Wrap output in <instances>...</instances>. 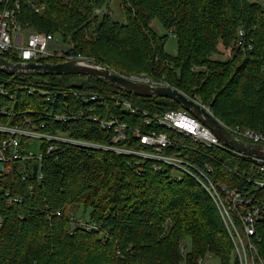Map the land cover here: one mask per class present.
I'll list each match as a JSON object with an SVG mask.
<instances>
[{
	"label": "trees",
	"instance_id": "obj_1",
	"mask_svg": "<svg viewBox=\"0 0 264 264\" xmlns=\"http://www.w3.org/2000/svg\"><path fill=\"white\" fill-rule=\"evenodd\" d=\"M35 1L40 12L27 0H18V8L14 0H3L0 12L6 5L13 8L26 32L58 37L66 54L124 76L165 77L171 87L209 106L227 127L264 129V4L259 0H121V23L113 20L109 0ZM154 21L163 33L153 28ZM240 27L251 49L237 47ZM169 36L176 41L175 55L165 51ZM1 56L21 62L15 51ZM0 84L7 92L0 95V124L149 155L156 150L142 144L135 131L166 133L173 145L163 155H180L202 169L208 165L215 182L256 191L246 181L258 177L249 158L225 147L207 149L153 120L144 123V112L157 116L181 109L170 99L124 93L88 75L0 72ZM78 93L97 99H77ZM58 115L66 121H56ZM111 118L126 126L125 139L114 142V127L101 128ZM42 149L41 162H21L0 179V264H198L207 255L232 263L219 213L189 175L103 148L58 143L48 153L43 143ZM11 196L21 202L9 204ZM79 209L98 230L70 222V213ZM256 230L264 253V217Z\"/></svg>",
	"mask_w": 264,
	"mask_h": 264
},
{
	"label": "built area",
	"instance_id": "obj_2",
	"mask_svg": "<svg viewBox=\"0 0 264 264\" xmlns=\"http://www.w3.org/2000/svg\"><path fill=\"white\" fill-rule=\"evenodd\" d=\"M3 0H0L2 2ZM8 0H5L7 3ZM14 6L18 8V0H14ZM30 7L36 12H40L41 8L35 0H27ZM264 4V0H259ZM54 37L52 35H39L36 33H28L16 21L15 10L5 6L0 12V56L9 51H15L21 62H35L40 63V60L46 58L63 59L64 61L88 59L80 55L66 54L60 49L59 51H50V47ZM236 45L242 50L251 49L252 44L247 42V35L245 30L240 27L236 33ZM72 46V44L69 43ZM223 56H227V52ZM264 76V66L261 69ZM162 78H152L147 76L134 77L131 80L144 83L151 86L167 87V82ZM78 93L76 98L95 101L97 97L92 94ZM0 95L6 96L7 92L4 86L0 84ZM194 102L202 106L211 115L213 113L209 107H205L200 100L194 98ZM125 107L131 114H139L138 109L133 108L130 104H125ZM1 114L5 115L4 110ZM144 123L149 124L152 120L163 127L167 131H172L186 139H191L194 143L201 144L207 149L216 147H225L218 138L189 114L183 108L165 112L161 115L150 116L144 112ZM214 116V115H213ZM64 115H58L55 120L58 122L66 121ZM97 119H94L96 121ZM222 124V123H221ZM226 130L234 137L246 143L264 146V129L252 130L240 126L227 127L222 124ZM117 132L114 142L125 139L126 126L120 125L118 120L111 118L109 121L101 123V128H112ZM136 138L141 139V143L147 146L154 147L155 154H141L128 151L120 148L101 147L95 143H90L82 140L69 138L65 135L58 134H43L35 129H26L19 125L6 126L0 124V179L4 175L11 174L14 166H18L21 162L35 161L41 162L43 149L42 144H47L46 151L52 152L56 144L71 145L76 147H86L90 149L103 148L112 150L117 153L126 155H135L139 157L154 159L166 165L172 166L180 172L192 177L212 199L223 225L228 234L230 243L232 245V254L234 264H264V253L259 249L261 238L257 235V223L264 217V159L248 157L253 164V171L258 177L250 176L247 178V183L253 185L256 191H250L247 186L244 188H230L220 182H215L210 174L212 169L205 165L202 168L196 167L180 155L168 156L161 152L173 145L172 141L166 133H152L150 135H142L140 131H135ZM24 141V143H22ZM41 142L39 151L31 149L33 142ZM227 148V147H225ZM260 190V192L258 191ZM9 196V193L6 194ZM20 199L16 197H9L8 203H19ZM58 216L59 212L56 213ZM70 222L74 225L83 226L87 231L98 230L95 224H86L83 218L75 219L70 217ZM208 256V255H207ZM204 258L198 260V264L203 263Z\"/></svg>",
	"mask_w": 264,
	"mask_h": 264
},
{
	"label": "water",
	"instance_id": "obj_3",
	"mask_svg": "<svg viewBox=\"0 0 264 264\" xmlns=\"http://www.w3.org/2000/svg\"><path fill=\"white\" fill-rule=\"evenodd\" d=\"M0 72L9 76L32 72L42 75H88L100 78L124 93L142 98L159 97L170 99L213 132L225 147L244 156L264 159V146L246 143L234 137L219 120L179 90L172 87H157L134 82L92 60L80 59L56 64L35 62L13 63L0 56Z\"/></svg>",
	"mask_w": 264,
	"mask_h": 264
},
{
	"label": "rangeland",
	"instance_id": "obj_4",
	"mask_svg": "<svg viewBox=\"0 0 264 264\" xmlns=\"http://www.w3.org/2000/svg\"><path fill=\"white\" fill-rule=\"evenodd\" d=\"M108 9L110 10V14H111V16H112V18H113V20L114 21H116V22H123V16H122V13H121V0H109V3H108ZM152 26H153V28L154 29H156L157 30V32L158 33H163V31H162V29H161V27H160V25H159V23L157 22V21H154L153 23H152ZM69 40V39H68ZM70 43H72L71 42V40L69 41ZM60 49H62V46H61V41H60V39L58 38V37H54V40H53V42H52V45H51V47H50V51H59ZM165 51L167 52V53H169V54H172V55H175L176 54V51H177V45H176V41H175V39L173 38V36H169V38H168V40H167V43H166V45H165ZM225 54V52H223V54L222 55H224ZM81 56V55H80ZM81 57H84V56H81ZM88 60H90V59H88ZM74 61V60H73ZM65 62V61H64ZM20 63V62H19ZM41 63V62H40ZM61 63V62H60ZM112 70V69H111ZM112 71H114V70H112ZM114 72H116V71H114ZM116 73H118V72H116ZM119 75H121V76H124V75H122V74H120V73H118ZM131 76H124V77H126V78H128V79H130L131 80V78H134V77H141V76H147V77H150L149 75H146V74H144V73H131L130 74ZM133 81V80H132ZM135 82V81H134ZM138 83V82H137ZM142 84H144V83H142ZM168 84V83H167ZM169 85V84H168ZM167 87H171L170 85L169 86H167ZM173 88V87H172ZM178 90V89H177ZM181 92V91H180ZM184 94V93H183ZM185 96H187L189 99H191V100H193L194 101V98H191V97H189L188 95H186V94H184ZM202 103V102H201ZM204 105V104H203ZM205 107H209V106H206V105H204ZM209 109H210V107H209ZM211 110V109H210ZM212 112V111H211ZM221 123V122H220ZM249 143V142H248ZM33 144V147H31V149L32 150H34V151H39V148H40V145H41V142H39V141H35V142H33L32 143ZM250 144H252V143H250ZM256 145V144H255ZM76 211V210H75ZM75 211H73V212H71L70 213V217H73V218H75V219H79V218H83L84 219V221L85 222H87V220H86V217H83V216H81L80 214H81V209H79L77 212H75ZM86 224H88V223H86ZM233 262L234 261H232V263L231 264H233ZM202 264H220V262H219V259L218 258H216L215 256H211V255H208V256H206L205 258H204V260H203V263Z\"/></svg>",
	"mask_w": 264,
	"mask_h": 264
}]
</instances>
